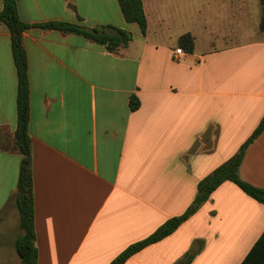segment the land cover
Masks as SVG:
<instances>
[{
  "label": "crops",
  "instance_id": "1",
  "mask_svg": "<svg viewBox=\"0 0 264 264\" xmlns=\"http://www.w3.org/2000/svg\"><path fill=\"white\" fill-rule=\"evenodd\" d=\"M174 1L143 0V35L126 21L118 0H17L30 25L69 22L133 34L115 53L57 30L34 27L23 35L38 264H110L184 214L199 183L237 154L264 118L260 0H205L199 31H178L189 25V14L179 19ZM193 15L191 23L198 21ZM248 23L257 30L240 28ZM188 33L194 51L177 58L179 39ZM17 94L11 33L0 22L3 252L14 217L12 250L22 235ZM133 95L141 104L135 112ZM240 176L264 189V133L247 150ZM263 232L264 205L226 182L173 235L126 264H178L197 241L203 247L192 264H241Z\"/></svg>",
  "mask_w": 264,
  "mask_h": 264
},
{
  "label": "trees",
  "instance_id": "2",
  "mask_svg": "<svg viewBox=\"0 0 264 264\" xmlns=\"http://www.w3.org/2000/svg\"><path fill=\"white\" fill-rule=\"evenodd\" d=\"M122 13L128 23H136L143 35L147 33L148 21L143 0H118ZM260 30L264 33V0ZM4 9L0 13V22L5 24L11 33L12 54L18 75L17 112L18 125L15 132L14 149L22 155L19 180L17 186L16 204L20 214L22 235L16 241V252L21 264H38V249L36 247L35 210L33 195L32 150L30 137V80L28 70V55L24 47L23 35L34 27L57 30L66 34L80 35L89 41L105 47L115 53L122 47H127L133 40V34L116 28L102 27L88 29L69 22H51L47 24L30 25L20 18L17 0H3ZM179 46L188 53L195 48V40L191 34H185L179 39ZM139 99L133 95L130 98V109L135 112L140 109ZM264 133V118L253 134L227 162L215 169L198 185L197 196L192 205L180 216L167 220L149 237L136 242L123 251L110 264H126L136 254L173 235L184 223L192 218L211 195L224 183L231 182L240 188L247 196L264 205V189L255 187L240 176V168L249 147ZM203 247V242L197 241L192 249L178 264H192ZM241 264H264V232L252 247Z\"/></svg>",
  "mask_w": 264,
  "mask_h": 264
},
{
  "label": "rangeland",
  "instance_id": "3",
  "mask_svg": "<svg viewBox=\"0 0 264 264\" xmlns=\"http://www.w3.org/2000/svg\"><path fill=\"white\" fill-rule=\"evenodd\" d=\"M175 5L174 6L175 8H177V10L180 12V16L181 17H178L179 19H183L185 18V15L186 13L189 14V20H188V26H187V23L186 21L183 23L184 24V27H179L178 31H182L184 29H190V31H199V30H202V28L200 27L199 25V19H202L201 17H204V13L206 14V11H208L207 7H205V9L203 8V6H205V0H175ZM201 5V7H199ZM176 10V9H174ZM194 13L193 17L195 20H198V21H194L193 23H191V19H190V16H191V13ZM249 26H247L246 24H243L241 25L240 28L242 29H245L246 27L247 28V31L249 32H254L256 31V25H254V23H248ZM188 27V28H187ZM245 31V30H244ZM16 217H14L13 219V229L12 231L10 230L9 233H6L7 237L5 240H7L8 243L4 244L9 250H5L3 252L0 251V256L1 257H4L6 256L7 258V263L6 264H16V261L18 264H21V260H20V257L18 256L16 250H15V247H14V250L11 249V241H15V239L17 238L16 235V230L14 231L15 227H16ZM21 234V233H20ZM10 258V259H9Z\"/></svg>",
  "mask_w": 264,
  "mask_h": 264
},
{
  "label": "built area",
  "instance_id": "4",
  "mask_svg": "<svg viewBox=\"0 0 264 264\" xmlns=\"http://www.w3.org/2000/svg\"><path fill=\"white\" fill-rule=\"evenodd\" d=\"M184 54H185V51L182 48H179L178 50L175 51V56L177 58H180Z\"/></svg>",
  "mask_w": 264,
  "mask_h": 264
}]
</instances>
